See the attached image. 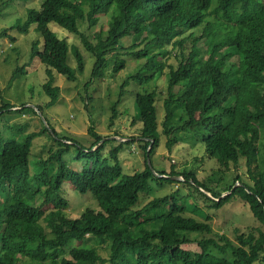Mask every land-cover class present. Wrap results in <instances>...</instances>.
<instances>
[{"label": "trees", "instance_id": "16d2710c", "mask_svg": "<svg viewBox=\"0 0 264 264\" xmlns=\"http://www.w3.org/2000/svg\"><path fill=\"white\" fill-rule=\"evenodd\" d=\"M52 24L76 36L79 46L59 38ZM10 31L32 34L29 60H39L49 76L42 86L50 98L48 106L59 96L52 73L75 81L84 72L85 54L94 60L91 80L103 78L108 57L113 72L125 68V60L119 59L123 37H131L132 42L124 54L144 62L123 82L119 95L131 83L142 88L132 91L133 124L141 122L140 136L122 141L109 152L112 165L108 159H100L108 141L93 127L89 135L94 142L88 149L59 137L42 115L45 125L40 132L14 128L9 135L0 132V264L264 262V0H41L37 7L26 10L25 20L18 18L0 32V39L7 38L12 44L15 37ZM170 45L176 67L163 60ZM70 55L75 68L69 64ZM165 69L169 80L160 133L156 99L145 86ZM12 107L2 106L0 119ZM35 111L19 110L38 115ZM160 134L166 137L169 152L183 141L203 149L195 162L213 146L207 159L225 170L244 167V181L237 174L226 191L230 194L221 198L222 194L208 189L192 170L177 172L174 164L168 173L154 170L147 164V156L151 160ZM44 135L56 149L30 160L33 141ZM135 140L143 145L144 169L125 174L117 155L123 143ZM72 148L77 155L70 163L87 161L92 166L83 170L68 166L64 156ZM64 182L81 195H91L99 210L86 209L77 218L66 215L69 203L63 196ZM153 183L186 187L184 204L171 193L137 209L140 195L148 193ZM198 197L216 208L231 199L241 200L263 230H257V235L241 234L237 243L223 235L202 238L197 242L198 253L184 249L189 243L185 233H210L208 224L182 215L188 200L196 202ZM105 239L110 241L107 258L96 249Z\"/></svg>", "mask_w": 264, "mask_h": 264}, {"label": "rangeland", "instance_id": "374dc122", "mask_svg": "<svg viewBox=\"0 0 264 264\" xmlns=\"http://www.w3.org/2000/svg\"><path fill=\"white\" fill-rule=\"evenodd\" d=\"M40 2L41 0H27L26 2L0 0V32L2 29H8L18 18L25 20L26 10L37 7ZM51 28L59 38H65L69 45L79 46V39L73 34L53 24ZM9 33L15 37L12 44L7 38L0 39V108L6 104L13 107L1 113L0 132L3 135H9L14 133L12 128L16 131L21 129L24 133L40 132L45 123L39 115L19 112L23 108L24 111L27 110L33 113L32 108L39 107L42 117L59 137H66L83 148L88 149L94 142L93 137L89 135V128L93 127L97 135L108 141L99 155L100 159L106 158L109 160L108 164L112 165L113 160L109 159V152L122 141L139 138L140 136L141 122L136 121L133 124L135 119L133 104L135 93L133 92H140L142 88L131 83L132 85L129 84V86L124 87L123 96H119L123 82L136 73L144 62V60H133L124 54L132 44L131 37H123L120 40L123 49L120 51L119 59L126 62L123 70L113 72V61L108 57L109 65L104 70L103 78L91 80L94 60L82 50L85 54V68L82 74H77L75 81H67L63 76L53 72V86L59 89V96L53 105L48 106L50 98L43 92L42 86L47 82L49 76L45 73V68L39 60H29L32 34L25 36L16 31H10ZM199 46H203V41L199 43ZM167 50L170 53L163 58L164 62L168 65L173 64L176 67L172 46H168ZM185 52H188V45H185ZM69 64L73 68L76 67L72 55H70ZM19 68L24 70L23 73L15 72ZM168 80V70L165 69L160 77L145 86V90L152 93L156 99L158 130L160 133L162 131L161 121L164 115L163 99L168 87ZM113 108L115 116L113 115ZM177 124V119L172 122L174 126ZM159 138L160 144L150 160V165L154 170H164L168 173L172 164L175 165L177 172L192 170L198 180L206 185L208 189L222 195L234 183L237 174L241 175L242 180L246 175L244 167L236 170L230 166L229 170H225L214 160H208L207 157L213 150V146L205 152H201L198 161L195 162L194 158L199 155L200 148L193 147L190 143L183 141L175 145L169 152L166 149V137L160 134ZM142 146L138 140L122 144L117 159L125 174H132L144 169L145 154ZM55 149L56 144L47 135L36 138L33 141L30 160L45 157L48 152ZM76 155L75 149L72 148L64 156V161L72 169L83 170L88 166H92L87 161L70 163L73 158H76ZM177 178L181 179L180 177ZM62 187L63 196L69 203L65 214L69 217L77 218L86 209L99 210L97 201L91 195L77 193L69 182H64ZM187 191L186 187L177 184H163L159 187L153 183L148 193L140 195L137 209L154 198L164 197L171 193L183 205L184 197L188 194ZM190 201L191 199L188 200L182 215L208 224L210 228V233H185L189 243L182 247L193 253L200 252L197 242L202 238L216 239L218 235H223L232 243H237L239 235H247L249 232L257 235V230H263L253 217L248 205L239 199H231L220 208H216L209 201L200 200L199 197L196 202L192 201L190 203ZM195 206L200 212L198 210L194 211ZM202 214L208 216L209 220H206ZM109 246L110 241L108 239L96 245L98 255L107 258Z\"/></svg>", "mask_w": 264, "mask_h": 264}, {"label": "water", "instance_id": "95a60500", "mask_svg": "<svg viewBox=\"0 0 264 264\" xmlns=\"http://www.w3.org/2000/svg\"><path fill=\"white\" fill-rule=\"evenodd\" d=\"M34 109L37 111L38 115L41 116V113L39 112V110H38L37 108H35V107H34ZM147 164L150 166V160H149L148 156H147ZM155 175L158 176L159 178H166V176H163V175H158V174H155ZM172 178H173V179H178L177 177H172ZM233 188H235V186H234ZM228 194H230V191L224 193V194L221 196V198L227 196ZM207 195H208V193H207ZM208 196H209V195H208Z\"/></svg>", "mask_w": 264, "mask_h": 264}]
</instances>
